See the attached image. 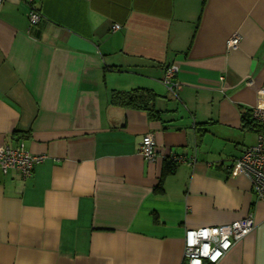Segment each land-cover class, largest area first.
I'll list each match as a JSON object with an SVG mask.
<instances>
[{
  "label": "crops",
  "instance_id": "obj_1",
  "mask_svg": "<svg viewBox=\"0 0 264 264\" xmlns=\"http://www.w3.org/2000/svg\"><path fill=\"white\" fill-rule=\"evenodd\" d=\"M37 8L31 27L25 3L0 5V145L45 157L28 179L0 172V264H182L187 229L249 214L254 229L217 264H264V203L234 164L256 142L242 113L264 107V0ZM136 88L156 95L158 120L110 103ZM146 134L195 162L160 182L169 160L141 158Z\"/></svg>",
  "mask_w": 264,
  "mask_h": 264
},
{
  "label": "built area",
  "instance_id": "obj_2",
  "mask_svg": "<svg viewBox=\"0 0 264 264\" xmlns=\"http://www.w3.org/2000/svg\"><path fill=\"white\" fill-rule=\"evenodd\" d=\"M6 0H0V5ZM23 2L28 7L27 21L29 26H36L41 15L37 4L41 0H15ZM113 25L112 30H118ZM239 42L238 35H232L225 41L228 50L235 49ZM177 68L171 64L164 68L161 83L171 92L175 87ZM222 80V78H220ZM251 85V82H248ZM254 121L264 125V107L255 106L251 109ZM139 155L148 164L158 160H169L172 164H193V155L183 156L174 152H158L152 137L146 134L142 137L139 146ZM43 155H34L23 148L22 143L13 146L0 145V172L6 174L13 171L22 179H28L35 165L42 162ZM243 175L249 180L255 197L264 203V134H256V142L242 149L241 154L234 161ZM254 229L251 214L228 224L215 227L187 229L183 238L182 264H217L225 254L239 241L248 236Z\"/></svg>",
  "mask_w": 264,
  "mask_h": 264
},
{
  "label": "trees",
  "instance_id": "obj_3",
  "mask_svg": "<svg viewBox=\"0 0 264 264\" xmlns=\"http://www.w3.org/2000/svg\"><path fill=\"white\" fill-rule=\"evenodd\" d=\"M156 95L150 90L143 88H136L130 91H112L110 93V103L113 106H118L122 108H130L145 111L149 119L158 120L159 112L154 109V101ZM243 128L257 133L264 134V125H261L254 121L251 116V111H245L241 116ZM174 164L169 161H164V165L160 175L161 179L166 173H170Z\"/></svg>",
  "mask_w": 264,
  "mask_h": 264
}]
</instances>
